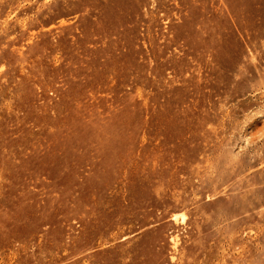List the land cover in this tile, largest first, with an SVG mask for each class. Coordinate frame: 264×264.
Masks as SVG:
<instances>
[{"label": "rangeland", "instance_id": "obj_1", "mask_svg": "<svg viewBox=\"0 0 264 264\" xmlns=\"http://www.w3.org/2000/svg\"><path fill=\"white\" fill-rule=\"evenodd\" d=\"M0 264H264V0H0Z\"/></svg>", "mask_w": 264, "mask_h": 264}, {"label": "bare ground", "instance_id": "obj_2", "mask_svg": "<svg viewBox=\"0 0 264 264\" xmlns=\"http://www.w3.org/2000/svg\"><path fill=\"white\" fill-rule=\"evenodd\" d=\"M179 219L181 220V221H184V219H185V217H184V215H182V214H179Z\"/></svg>", "mask_w": 264, "mask_h": 264}]
</instances>
